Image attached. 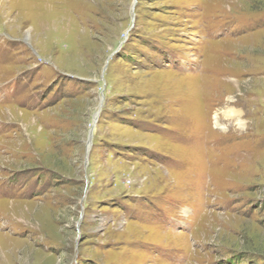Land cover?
<instances>
[{
	"label": "rangeland",
	"instance_id": "374dc122",
	"mask_svg": "<svg viewBox=\"0 0 264 264\" xmlns=\"http://www.w3.org/2000/svg\"><path fill=\"white\" fill-rule=\"evenodd\" d=\"M0 264H264V0H0Z\"/></svg>",
	"mask_w": 264,
	"mask_h": 264
},
{
	"label": "bare ground",
	"instance_id": "6f19581e",
	"mask_svg": "<svg viewBox=\"0 0 264 264\" xmlns=\"http://www.w3.org/2000/svg\"><path fill=\"white\" fill-rule=\"evenodd\" d=\"M224 114V116L225 117H227V118H229V119H235V121H237V125L238 126H241V123H240V120H239V112H237L236 110H233V109H228L226 112H224L223 113ZM215 118H217V116H215ZM218 120V119H217ZM216 127L217 126H220L221 124L220 123H218L217 121H216ZM222 128V127H221ZM223 129V128H222Z\"/></svg>",
	"mask_w": 264,
	"mask_h": 264
},
{
	"label": "water",
	"instance_id": "95a60500",
	"mask_svg": "<svg viewBox=\"0 0 264 264\" xmlns=\"http://www.w3.org/2000/svg\"><path fill=\"white\" fill-rule=\"evenodd\" d=\"M88 144H89V140H88Z\"/></svg>",
	"mask_w": 264,
	"mask_h": 264
}]
</instances>
